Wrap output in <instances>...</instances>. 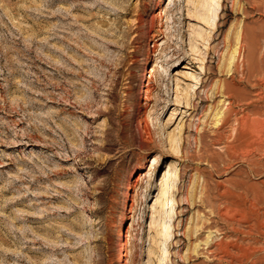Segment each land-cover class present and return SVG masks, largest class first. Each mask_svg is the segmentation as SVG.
<instances>
[{"label":"rangeland","instance_id":"1","mask_svg":"<svg viewBox=\"0 0 264 264\" xmlns=\"http://www.w3.org/2000/svg\"><path fill=\"white\" fill-rule=\"evenodd\" d=\"M186 1L0 0V264H161L151 222L171 163L169 264H264V131L241 124L264 120V0H224L214 29Z\"/></svg>","mask_w":264,"mask_h":264},{"label":"bare ground","instance_id":"2","mask_svg":"<svg viewBox=\"0 0 264 264\" xmlns=\"http://www.w3.org/2000/svg\"><path fill=\"white\" fill-rule=\"evenodd\" d=\"M173 1V0H172ZM176 1V0H174ZM223 1L224 0H187L186 2L188 3L187 5L191 8H193L194 12L196 13V16L198 18L201 19V21H199L201 24H203V27H206L207 29H214L216 26L219 25L220 21L222 20V10H223ZM172 4V2H170L169 6ZM171 8V7H170ZM137 27L135 29L136 32H139L141 28L144 27L145 24V19L143 16H139L137 18ZM221 25V24H220ZM219 25V26H220ZM197 30H201L200 32H197L198 37H195L196 39L198 38L200 41H202L203 43L207 42L208 39L205 37L203 28H198ZM208 32V31H207ZM194 38V37H193ZM194 38V39H195ZM192 39V38H191ZM197 39V40H198ZM246 39H247V33H239L237 36V42L234 45V48L231 51L230 57L228 59V65L230 68V71L232 70H238V66H239V58H240V53H241V49L244 47L245 43H246ZM157 41V40H156ZM193 42L196 40H192ZM158 44V43H157ZM191 46V45H190ZM193 46V52L194 50H196V48H198L197 46H195V43L192 45ZM192 50V47H190ZM196 51H199V49H197ZM201 52V51H199ZM189 53V52H188ZM195 54V53H194ZM193 54V55H194ZM197 55V54H195ZM189 57L191 55H188ZM261 57V56H260ZM151 58V53H148L145 61L146 63L150 60ZM192 59V58H191ZM194 61V60H193ZM196 62V61H195ZM243 68V65H242ZM166 71L165 68H163V73ZM253 72V71H252ZM193 77V79H195L193 82H195V84L193 85H189L187 88L185 89H181V87L179 86V82H177V95H176V100L178 102H182V97H184V99H186V103L187 106L186 108H190L188 106L189 104V94L192 91V89L195 88L196 85L199 84V77L197 75H191ZM240 76V75H239ZM150 78H154V73L151 72L150 74ZM163 80H165V78H163ZM221 87V86H220ZM229 87V86H228ZM149 91V90H148ZM205 92V91H204ZM207 94V93H205ZM209 96V95H208ZM227 98V95H226ZM260 100H262V97L259 96V93L256 94V99L255 101H251L248 104H255L256 102H259ZM222 102V107L221 109L216 113V127H220L223 128V126H225L228 121H229V115L230 112L232 111V103L231 102H227L225 100H221ZM241 102V101H240ZM258 104V103H257ZM256 105V104H255ZM242 110V109H241ZM262 110V109H261ZM261 112V111H260ZM255 114V113H254ZM259 114V113H258ZM261 114V113H260ZM172 115H175L174 111L172 113ZM92 116H96L95 113H93ZM182 120H184V118H181ZM236 119V118H235ZM183 121H181V123H179L177 125V128L174 131V134H169L170 135V153L171 154H181V156L183 155V151L181 150L180 146H179V138L181 140V137L183 136V133L186 132V125L182 123ZM240 122V120H239ZM235 124V123H234ZM243 126H247L249 128L248 125H250L251 128H253L255 130V133L260 134L261 131H264V120L260 119L259 117L253 120H249V116L247 118H242V123ZM242 126V127H243ZM186 127V128H185ZM217 127V128H218ZM230 127V126H228ZM247 128V129H248ZM225 130V129H224ZM223 130V131H224ZM251 130V129H250ZM221 131V130H220ZM235 131V130H234ZM215 132V131H214ZM254 133V135H255ZM234 134V133H233ZM251 134V133H250ZM218 139L217 142L221 143L223 140V136L222 134H218ZM255 137V136H254ZM242 138V137H241ZM149 139L150 141L152 140V136L149 135ZM229 140V139H228ZM227 141V140H226ZM250 142V141H249ZM225 144V143H224ZM254 144V143H253ZM256 144V143H255ZM225 146V145H224ZM255 146V145H254ZM256 147V146H255ZM249 149V148H248ZM254 150V149H253ZM262 150V149H261ZM243 152V151H242ZM259 153V152H258ZM242 154V153H241ZM251 154V153H250ZM260 154V153H259ZM261 155V154H260ZM263 155V154H262ZM183 157V156H182ZM263 157V156H261ZM153 158L155 162L159 161V156L155 155ZM251 158V157H250ZM260 159V158H259ZM241 161V160H240ZM247 162V161H246ZM258 163V162H257ZM222 164V163H221ZM232 164V163H231ZM258 167V166H257ZM251 168V167H250ZM255 168V167H254ZM253 168V169H254ZM251 170V169H250ZM258 171V170H257ZM145 173V172H144ZM150 174H153V170L152 168H150L147 173L144 174V177H148ZM143 176V175H142ZM141 179V178H140ZM140 179H137V182L140 181ZM142 180V179H141ZM178 180V173H177V167H176V163H171L169 166V169L166 171H163V175L161 178V184L160 187L158 189V194L156 196V204L153 206V219L151 222V228L155 229V231L157 232V239H156V244H157V248L160 250L161 252V262L164 264H169V260L170 257L172 256V250H171V245H176L177 239H178V230H179V224L181 226L182 224V215L180 214V220L177 221L179 219V214L176 213V199H175V194L176 192H174L175 189V183ZM244 185V184H243ZM142 189V188H139ZM245 189V188H244ZM252 190V189H251ZM143 193V191L141 192ZM223 193V192H222ZM257 195V194H256ZM261 196V195H260ZM258 198V197H257ZM239 199V198H238ZM250 201V200H249ZM181 202V201H180ZM235 202V201H234ZM237 202V201H236ZM261 202V201H260ZM221 206V205H220ZM221 208V207H220ZM255 210V209H253ZM175 215H177V219L174 220ZM246 219V218H245ZM229 220V219H228ZM259 221V219H257ZM174 222H178L177 225L173 224ZM263 222V221H261ZM253 227V226H252ZM243 228V227H242ZM129 230V229H128ZM264 231V230H263ZM180 232H182V229L180 228ZM187 233L184 231L183 235H186ZM182 235V234H181ZM180 235V236H181ZM247 235V234H246ZM170 241V242H169ZM181 242V240H180ZM179 242V243H180ZM236 243V242H235ZM181 244V243H180ZM249 246V245H248ZM177 247V246H175ZM251 247V246H250ZM218 248V247H217ZM207 249V248H206ZM224 249V248H223ZM210 253V252H209ZM212 253V252H211ZM225 253V252H224ZM228 253V252H227ZM127 254V253H126ZM128 256V255H127ZM234 256V255H233ZM176 257V256H175ZM223 257V256H222ZM219 258V257H218ZM225 259V258H224ZM217 260V259H216ZM169 261V262H168ZM161 263V264H162ZM128 264V263H127Z\"/></svg>","mask_w":264,"mask_h":264}]
</instances>
